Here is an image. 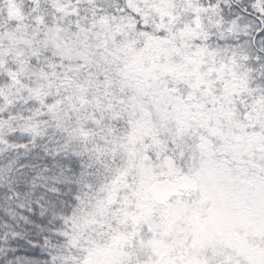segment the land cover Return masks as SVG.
Masks as SVG:
<instances>
[{
    "label": "snow or ice",
    "instance_id": "1",
    "mask_svg": "<svg viewBox=\"0 0 264 264\" xmlns=\"http://www.w3.org/2000/svg\"><path fill=\"white\" fill-rule=\"evenodd\" d=\"M0 264H264V0H0Z\"/></svg>",
    "mask_w": 264,
    "mask_h": 264
}]
</instances>
